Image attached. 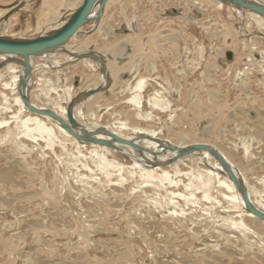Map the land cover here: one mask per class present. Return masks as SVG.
<instances>
[{"label": "bare ground", "instance_id": "6f19581e", "mask_svg": "<svg viewBox=\"0 0 264 264\" xmlns=\"http://www.w3.org/2000/svg\"><path fill=\"white\" fill-rule=\"evenodd\" d=\"M27 1L28 0H22V3ZM54 1L53 3L59 7V0ZM72 1L73 0H67V3H65V1L63 4L62 0L61 9L63 7L62 10L69 9L71 12L69 13L68 11L67 14L69 15L63 18L59 17V15H62L60 13L50 15V18L48 17V21L50 20V22L42 23L41 26L36 27V30L41 29V34L38 36H46L59 29L83 2V0H76L73 5ZM110 1L111 0H106L105 6L99 16H97V11L100 0L97 1L90 14V17L94 19L91 22L98 25ZM208 1H213L217 9L229 8L236 11L237 14L250 17L258 28L264 27V18L252 11L233 7L222 1ZM247 1L264 6V0ZM22 8L20 4H17L8 9L5 8L1 10L0 15L4 16L9 12L18 11ZM179 15H181V13ZM7 20L6 18L0 21L1 38L29 40L5 34L8 24V22H6ZM251 24H246L243 30L246 29L249 31ZM81 29L68 41V43L75 38ZM223 35L225 37H230L235 44L240 37H245V32H241V29L240 32H235L232 28L226 26L223 28ZM252 37L264 41V35L262 33L258 32L252 34ZM177 39H179L178 36L169 37V40L173 43V47H168V53L166 55L178 56V53L175 52ZM159 40V38L151 36L144 40L140 38L137 31L131 30L124 39L113 45H108L103 48L104 50H99V48L96 47V52L83 51V49H88L87 47L89 44L85 47H78L76 45L70 46L67 43L57 51H50L39 56L30 57V72L26 75L23 84L22 65L24 59L22 57L0 54V60L3 61L1 64L6 66H3L5 68L4 70L6 72L9 71L7 81L1 80V75L3 73L0 74V97L5 101L6 97L9 96L10 108L15 109H10V114L12 118L17 120L14 125V128L17 129H15L17 132L16 137L22 140L20 141L22 148L25 147L24 142L35 143L39 139L42 140V142L45 143V147H39L38 144H35L43 153L44 148L52 149L55 142L63 149L66 148L65 143H69L68 145L74 148L76 154L82 158L79 159L81 162L80 166L83 165L87 167L86 165H88V163H86V161L89 159L90 161H88L91 165H95L94 168H98V170L101 171L103 177L100 178V181L96 179L99 183L97 186L94 187L85 182L81 184L82 188H79V190L86 189L87 192L81 190L82 193L91 195L93 212L95 213L94 215L98 217L97 222H95V224L93 223L91 226V221L86 220V217L84 218L83 214H80V218L77 219L79 223L77 224L79 236L87 232H97L99 234L100 232L102 233L101 230L107 231L106 225H108L107 223L110 216L114 215L119 218V215H121V219L124 220L126 232L123 233V235L118 233L120 235H118L117 240L113 242V246L119 247L122 245V243H120L121 236V240L123 239L127 244L124 243L122 245L126 250L123 254L118 256V260H115V258L108 254L106 250L107 245L102 241H89L82 246L85 248L83 250L81 249V253H84L85 256L88 255L91 260H94L99 250H101L99 251L100 253L102 250L104 251L102 260H98L99 262L95 264H130L133 261L131 259L133 257L130 243L131 238L129 239L132 231L133 233L135 231L134 228L130 227V225L133 224V220L130 219L133 214L136 216L139 215L145 219V221L141 223V226H138L136 229L139 239L148 245H152L153 247H151L154 248L159 255H165L167 252L171 253V250L168 248L172 247L175 255H180L182 251L186 252L190 258L188 260L190 264H244L242 262H244L243 260H245L249 254L254 263L245 262L246 264H264V176L257 179L260 186L259 189L251 186V183H249L245 177L246 175L243 172V168L234 166L242 164L240 162H238V164L234 162L233 153L235 154V152H233V149H229L230 152H225L215 141L217 138L218 140L224 139L223 141H226L224 137L226 133L233 135V132L238 131L243 136L253 137L255 142L257 141L261 144L264 138V95L259 105L255 104V102L253 104L254 106L250 107L240 105L230 108V105L219 101L218 92L214 91L215 89L206 90L205 94L207 101L192 107V112H195L196 116L194 115L193 118H188L186 112H180L175 116V112L170 107V102H168L166 97L162 94L163 91L155 90V87L151 86V83L149 84L147 77H145L144 73H141L137 61L138 59L144 62V71L147 74H152V71L157 69L155 58L164 50V46L159 44ZM85 44L86 42H84L83 45ZM65 46L67 48H64ZM144 47H147L146 51H144ZM97 50H99V53ZM252 50H255V48ZM57 52H65V54H59V58V56L56 55ZM95 54L103 57V65L99 62L98 64L102 66L101 68H105L107 73L112 75V78L110 77L111 80L107 81V78L103 74L104 71H102L103 75H97L94 83L90 85L91 87L82 88L81 93L77 97L74 96V98L76 97L75 100H73L74 98L72 99L73 95L69 92L71 87L63 90V95L67 97L64 105L61 103L62 101L58 102L61 95L57 93L54 86L48 85V88H46L45 85L39 84L40 80H34L33 69L38 65L42 66V68L49 69L75 64V68L73 67L74 69H76L78 65H81L86 68V70H94L95 63L92 62V59V61L89 60L87 56L94 57ZM248 58L251 59L253 56H248ZM40 60L43 62L42 64H38ZM221 61H223V58ZM120 76L123 77L121 83H125L126 85L121 88L123 90L129 88L131 94L127 95V97L122 100L117 99L114 102H100L104 94L114 93L113 87L116 86ZM48 83L49 81H46V84ZM147 88L151 89L147 90ZM51 91L52 93L54 92L56 97L51 96ZM174 92L177 96L179 95L178 89H173V93ZM25 98L33 107L41 111L52 112L59 116L67 124L68 128L77 135L87 137V140L80 141L74 138L60 123L50 117L30 112L24 105L23 99ZM40 100H44V102ZM204 105H207V108H205L206 106L204 107ZM210 105L214 106L216 109L212 107L209 108ZM164 109L169 110V115L165 121H162L159 118V114L164 112ZM221 110H226L227 112L224 113ZM113 114H115V117L117 114V118L114 119ZM250 114L252 115L249 116ZM69 116L73 119L74 124L70 123ZM106 117L107 120L104 123L100 122ZM199 121L203 122L200 125H204L199 127L198 130ZM185 122L190 123L192 126L194 125L196 129L193 128L194 131H186V127L184 126ZM228 124L237 125L229 130L227 129ZM12 128H7L4 134H0V141L5 139L6 136H10L8 134H10ZM250 133L254 134L250 135ZM114 138L130 144L121 143ZM249 139L247 141L245 140L247 143L241 144L243 145L244 153H246L244 161L247 164L252 160H256V157L250 152ZM95 140L105 142L106 144L102 145L95 143ZM240 142H238V144ZM16 145H18V143ZM202 145L210 148L211 152L197 149L198 146ZM38 149L35 150V152H37ZM98 151L102 155H97ZM11 153L12 152H10V155ZM84 154L88 155L87 159L84 157ZM107 154L115 158L116 156H121L131 161V169L122 166L121 163L115 166L107 163L106 160L103 159V156ZM259 155L260 153L257 159H261ZM41 156L42 155H39V157ZM13 163H15V165L0 169V196L3 195L0 199V207L5 209L6 212L12 210L15 202L23 203L28 200L27 196L32 192L29 190L31 188V181L33 182L35 177H37L32 174L30 166L25 163V160L24 162L21 160ZM201 163L208 169L204 168V170H202V165L200 166L202 168L201 170L197 167V169L202 172L198 170L199 172L196 175L188 176V172L183 173L184 168L190 167L191 165L198 166ZM18 169H21L23 173H27V175L24 176L27 180H19L21 173L19 172V174H17V171H19ZM88 174L90 175V173ZM112 176L114 177L113 181H111L110 178ZM32 177H34V179ZM31 178L33 180H30ZM132 178H134V180H131ZM90 180H92V178ZM110 182H114L115 184L112 185L108 193L98 191L99 187L103 186V189L104 185ZM42 185L40 191L49 198L52 205L63 207L61 210L58 209L57 213L55 210V213H53L49 219L44 220L43 218V220H39L40 226L43 225V228L49 231L52 229V231H54L56 229L50 227V225L56 221L54 218L60 215L65 216L66 213H68V207L64 205L65 201L68 203V200H66L68 197L62 198L59 194L57 195L55 191L53 192L54 186H52V189H49ZM178 186H181V189ZM59 192L58 189V193ZM135 192L136 194L133 195ZM249 209L255 211L261 217L252 214ZM122 210L123 213L120 214ZM131 213L133 214L131 215ZM28 220L26 219L27 222H29ZM119 221L114 224L119 226ZM251 222L259 223L262 226L261 231L254 228V226L250 224ZM33 224L34 223L31 222L30 228H34ZM113 227L111 228L113 229ZM113 230L115 231L116 228ZM99 256L98 258H100ZM174 258L175 257L172 255L170 259L173 260ZM179 258L181 259V257ZM168 261V259H164L162 262L165 264H172ZM159 262H161V260L155 259V263L159 264ZM181 263L182 262H179V264Z\"/></svg>", "mask_w": 264, "mask_h": 264}, {"label": "rangeland", "instance_id": "374dc122", "mask_svg": "<svg viewBox=\"0 0 264 264\" xmlns=\"http://www.w3.org/2000/svg\"><path fill=\"white\" fill-rule=\"evenodd\" d=\"M75 1L76 0L72 1L73 5ZM53 2L55 1L28 0L27 2L22 3V0H1L0 11L17 4H20V7H23L18 11L9 12L4 16L0 15V21L5 20L6 18L8 19L6 21L8 24L5 34L13 35L16 38L32 39L41 34V29L36 30V27L41 26L42 23L50 22V20L48 21V17L50 18V15L60 13L62 14L59 15L61 18L69 15L67 13L68 11L70 13L71 10H62L63 7L61 9L62 0H59L58 2L60 3L59 7H57ZM64 2L67 3V0H63V4ZM180 13L181 15H179ZM250 19V17L237 14L236 11L229 8L217 9L213 1L209 2L208 0H111L98 25L93 22L87 23L75 36V38L68 43V45L85 47L89 44L87 47L88 49H83V51L96 52V47L99 48V50H102L108 45H113L124 39L131 30L137 31L140 38L144 40L150 36L159 38V44L164 46V50L155 58L157 71L154 70L152 71V74H147L144 71L145 63L137 59L140 71L141 73H144L145 77H147L149 81V84L151 83V86L155 87V90L163 91L162 94L166 97L167 101L170 102V107L175 112V116L180 112H186V116L188 118H193L196 114L195 112H192V107L207 101L205 94L206 90L215 89L214 91L218 92L219 101L230 105V108L240 105L250 107L254 106L253 104L255 102V104L258 105L261 104L262 96L264 95V41L252 37V34L259 32L264 35V27L262 26L258 28L255 25V22ZM127 23L129 25L131 23V25L129 26ZM249 23H252L249 31L246 29V31L243 30L245 25ZM226 26L232 28L235 32H240L241 29V32H245V37H240L234 44L230 37H225L223 35V28ZM172 36L179 37V39L176 40L175 51L178 53V56H171L170 54L166 55L168 53V47H173V43L169 40V37ZM84 42H86L85 45H83ZM67 47L65 46L64 48ZM253 48H255V50H252ZM143 49L146 51L147 47H144ZM99 50H97L98 53ZM59 54L62 55L65 54V52H57L56 55L60 58ZM248 56H253V58L250 59ZM87 58H89V60L92 59L93 61H91L95 63L94 70H86L83 66L78 65V62V67L76 69H74L75 64L62 66L61 68L49 69L42 68V66L38 65L33 69L34 80H40L39 84L43 86L45 85L46 88H48V85L54 86L57 93L61 95L58 102L62 101L61 103L64 105L67 97L63 95V90L71 87L69 92L73 95V99L74 96L77 97L81 93L82 88L91 87L90 85L94 83L97 75L104 74L107 81L112 78V75L107 73L105 68H101L102 66H99L98 64L99 62L103 65L104 60L101 55L98 56L95 54L94 57L87 56ZM222 58L223 61H221ZM2 62L3 61L0 60V74L3 73L1 75V80L7 81L9 71L6 72L4 70V67L6 66L2 65ZM42 63L43 62L41 60L38 61V64ZM102 71H104L103 74ZM122 79L123 77L121 76L118 78L116 86L113 87L114 93L104 94V97L100 99V102H114L117 99L122 100L127 97V95L131 94L129 88H126L125 90L121 88L126 86L125 83H121ZM46 81H49V83L46 84ZM172 88L178 89V96L175 92L173 93ZM149 89L151 88H147V90ZM4 93L7 94L6 92ZM50 94L51 96L56 97L54 92L52 93L51 91ZM8 97L9 96L6 97L5 101H3L0 97V134H4L7 128H13L10 134H8L10 136H6L5 139L0 141V169L5 168L6 166L15 165L13 162L21 160L24 162L25 160V163L30 166L32 174L37 177H35V179L32 177L34 180L32 178L30 179L33 180V182L31 181V188L29 189L30 192H32L30 193L31 195L29 194L30 196H27V201H24L23 203L15 202L10 212H6L5 209L0 207V227L2 228H0V264H95L96 262L102 260L103 250L101 253L99 252L101 250H99L97 256L94 255V260H91L89 258L90 256H85L84 253H81V249L83 250L85 248L82 246L93 240H96L97 242L100 240L106 244L108 254L115 258V260H118V256L123 254L126 250V248L122 245L124 243L127 244L126 241L124 242L123 239L121 240V236L120 243H122V245L119 247L113 246V242H115L118 235H120L118 233L123 235V233L126 232L124 220L121 219V215H119V218L114 215L110 216L107 223L108 225H106L107 231L101 230V234H98L97 232H87L85 234L82 233L81 236H79L77 227V224H79L77 219L80 218V214H83L84 218L86 217V220L91 221V226L98 220V217L95 216V213L93 212L91 195L88 193H82L81 190L87 192L86 189L79 190V188H82L81 184H84L85 182L93 185L94 187L97 186L99 184L98 181H100V178L103 177L101 171H99L98 168H94L95 165H91L89 162L90 160L87 159V154H84V157L87 159L86 163H88V165H86L87 167H84L83 165L80 166L81 162L79 159L82 158L76 154L74 148L68 145L69 143H65L66 148L63 149L55 142L52 149L44 148V153L41 149H38L39 147H45V143L40 139L35 142L39 145V147L37 146L38 148L34 142H24L25 147L22 148L20 145V141L22 140L16 137L17 132L15 131L16 128H14L17 120L12 118L10 114V109H15L10 108V100ZM75 98L73 100H75ZM40 101L44 102V100ZM204 107L207 108V105H204ZM210 107L216 109L214 106L210 105L209 108ZM168 111L169 110L164 109V112L159 114V118L162 121H165L168 118ZM221 111L224 113L227 112L226 110ZM251 115L252 114L249 116ZM113 116L114 119L117 118V114L116 117L115 114H113ZM106 120L107 117L100 122L104 123ZM201 123L203 122L199 121L198 130L199 127L204 125H200ZM236 125L237 124H228L227 129L231 130ZM184 126L186 127V131H192L193 128L196 129L194 125L192 126L187 122H185ZM155 127L158 128L157 126ZM55 133L57 134L56 131ZM232 134L233 135L226 133V135H224L227 142L223 141L224 139L218 140L217 138L215 140L216 144L219 147L221 146V149L225 152H230L229 149H233V152H235V154L233 153L234 162L236 164H238V162L242 164L234 166L242 167L243 172L246 175L244 176L247 178L248 182L251 183L250 185L259 189L260 186L257 179L264 176V138L261 141V144H259L257 141H254L255 139L253 137H251V139L248 136H243L238 131L233 132ZM251 134L254 133H250V135ZM248 139L250 141V152L254 155V157H256V160H252L247 164L244 161L246 153H244L243 145L241 144H244ZM238 142L240 143L238 144ZM17 143L18 145H16ZM37 149L38 151L35 152ZM10 152H12L11 155ZM97 153V155H102L99 151ZM259 153V157L261 159H257ZM39 155H42L44 158L42 156L39 157ZM103 157L102 158L106 160L107 163L112 164L113 166L116 164L120 165L121 163L122 166L131 169V161L126 158H122L121 156H116L115 158L109 154L104 155ZM200 166H202L203 169ZM197 167L200 168V170H204V168H206L202 163L198 166L191 165L190 167L184 168L183 173L188 172V176L196 175L200 171ZM18 170L17 174H19V172L21 173L19 180H27L26 177L24 178L27 173H23L21 169ZM94 170L98 172H95ZM88 173H90V175ZM91 178L92 180H90ZM110 178L111 181L114 180L113 176ZM96 179H98V181H96ZM131 180H134V178ZM106 184L103 189V186L99 187L98 191L108 193L109 189L115 183L110 182ZM41 185L49 189H52V186H54L52 190L53 192L55 191V193L57 195L59 194L62 198L68 197L66 200H68L69 204L67 201L64 202V205L68 207V213H66L65 216H58L57 218L59 220L54 218L56 221L50 225V227L56 229L54 231H52L51 228L50 231L43 228V225L40 226L39 220H43V218L44 220L49 219L50 216L55 213V210L57 213V210H61L63 207H58L54 204L52 205L49 198L45 196V194L41 193ZM58 189L61 194L60 192L58 193ZM135 194L136 192L133 195ZM2 197L3 195L0 196V199ZM122 213L123 210L120 214ZM132 214L133 213H131V215ZM131 217L132 218L130 219L133 220V224H131L130 227L134 228L135 231L134 233L132 231V234L129 237V239L131 238L130 243L133 253V257L131 256L133 261L130 264H157L155 263V259L161 260L159 264H162L164 259H168V262L172 264H179V262H182L181 264H190L188 263L190 258L186 252L182 251L180 255H175L172 247L168 248L171 250V253L167 252L165 255L157 254L154 248H152V245H148L139 239L136 232L138 226H141V223H143L145 219L134 214ZM26 219H29V222H27ZM118 221L119 226L115 225ZM31 222L35 224H33L34 228H30ZM250 224L258 231H261L262 226L259 223L251 222ZM111 227H113V229L116 228V232ZM170 255H173L175 260L170 259ZM98 256L100 258H98ZM179 257H181V259ZM243 261L244 262H240L244 264H246L245 262L254 263L250 254Z\"/></svg>", "mask_w": 264, "mask_h": 264}, {"label": "water", "instance_id": "95a60500", "mask_svg": "<svg viewBox=\"0 0 264 264\" xmlns=\"http://www.w3.org/2000/svg\"><path fill=\"white\" fill-rule=\"evenodd\" d=\"M98 0H83L82 4L68 17L65 23L59 27L55 32L47 34L46 36H38L29 40H11L7 38L0 37V54L22 57L23 61V78L22 84L26 78V75L30 72L29 59L30 57L39 56L50 51H57L61 49L68 41L87 23L91 22L92 19L90 14L93 7ZM227 3L233 7H239L242 9H247L252 11L264 18V6L252 3L247 0H217ZM106 0H100L97 16H99L105 6ZM17 9V8H16ZM15 9V10H16ZM97 19V18H96ZM26 108L32 112L42 116H47L54 119L56 122L60 123L74 138L80 141H86L87 137H82L77 135L67 124L56 114L48 111H41L38 108L33 107L29 101L25 98L23 99ZM70 123L74 124L73 119L69 116ZM121 143L129 145L130 143L121 141L120 139L114 138ZM95 143L105 145V142L95 140ZM197 149L205 150L211 152V149L207 146H198ZM250 212L257 217H261L255 211L249 209Z\"/></svg>", "mask_w": 264, "mask_h": 264}]
</instances>
